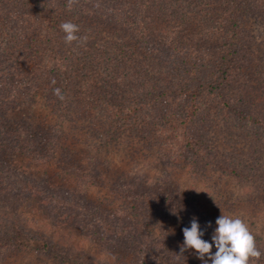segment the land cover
I'll list each match as a JSON object with an SVG mask.
<instances>
[{
    "label": "rangeland",
    "instance_id": "obj_1",
    "mask_svg": "<svg viewBox=\"0 0 264 264\" xmlns=\"http://www.w3.org/2000/svg\"><path fill=\"white\" fill-rule=\"evenodd\" d=\"M208 21L213 31V20ZM251 28L260 46L255 49L264 53V20ZM261 78L255 93L264 98ZM231 94L226 90L222 103L212 107L203 96L202 111L184 123L179 117L189 110L179 103L176 133L185 137L163 130L159 104L137 109L123 127L107 113L95 120L61 113L45 96L37 97L15 118L45 129L46 138L62 134V145L50 142L56 155L41 163L9 147L0 151L23 181L44 189V194L16 196L6 183L12 187L18 174L3 172L0 237L18 220L27 242L0 264H203L195 250L181 253L182 229L193 218L202 229L211 221L202 237L211 242L222 214L244 219L264 247V114L252 108L253 119L245 120L247 107L232 114L224 105L237 93ZM125 244L129 250L122 249Z\"/></svg>",
    "mask_w": 264,
    "mask_h": 264
},
{
    "label": "trees",
    "instance_id": "obj_2",
    "mask_svg": "<svg viewBox=\"0 0 264 264\" xmlns=\"http://www.w3.org/2000/svg\"><path fill=\"white\" fill-rule=\"evenodd\" d=\"M67 5L68 0H0V151L9 147L38 163L56 155L50 142L61 146L62 134L46 138L45 129L15 118L40 95L61 113L93 120L107 113L123 127L137 109L159 104L160 126L183 137L176 133L181 102L189 110L178 116L183 123L202 111L203 96H209L211 107L220 105L226 90L237 93L224 100L232 114L241 108L249 109L245 120L253 119L252 108L264 114L263 95L255 93L264 75V53L255 49L260 46L251 28L264 20V0H79L71 10ZM67 21L79 26L77 35L87 36L86 43H65L60 25ZM6 162L0 158L4 181L3 172L17 173ZM11 184L7 189L19 197L44 194L19 174ZM25 242V231L14 220L12 230L0 237V260ZM250 264H264V255Z\"/></svg>",
    "mask_w": 264,
    "mask_h": 264
},
{
    "label": "clouds",
    "instance_id": "obj_3",
    "mask_svg": "<svg viewBox=\"0 0 264 264\" xmlns=\"http://www.w3.org/2000/svg\"><path fill=\"white\" fill-rule=\"evenodd\" d=\"M78 3L79 0H68L67 6L71 10ZM60 28L65 33V43L83 44L87 42V36L77 35L80 31L77 24L67 21L62 23ZM53 91L61 101L65 99L61 89L55 88ZM215 223L217 226L211 236V242H209L202 237L205 235L206 228L211 227V221L207 222L206 228L202 229L198 220L193 218L190 227L182 229L184 241L181 253L185 250H195L197 258L203 264H209V261L211 264H250L253 259L259 260L261 255H264L258 249L256 238L244 219L222 214ZM213 246L216 249L214 253Z\"/></svg>",
    "mask_w": 264,
    "mask_h": 264
}]
</instances>
